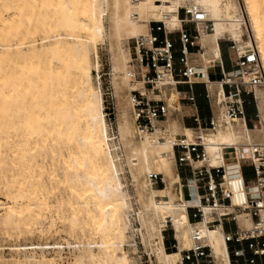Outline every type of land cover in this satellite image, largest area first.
Instances as JSON below:
<instances>
[{"label":"rangeland","instance_id":"obj_1","mask_svg":"<svg viewBox=\"0 0 264 264\" xmlns=\"http://www.w3.org/2000/svg\"><path fill=\"white\" fill-rule=\"evenodd\" d=\"M22 1V11H31V15L24 12L16 14ZM29 1L34 5L31 10L28 0H0L4 19L20 21L25 27L24 36L0 38L1 61H5L10 52L23 54L32 49L42 51L56 41L89 45L91 86L93 89L99 87L101 91L108 141L130 204L132 221L127 241L120 243L115 238V244L109 247L117 255L127 252L130 264H163L158 256L160 240L156 239V245L151 246L145 241L141 230V201L131 172L128 150L119 134L122 117L129 119L133 125L129 101L132 84L125 90L126 102L129 101L127 107H120L116 86L118 75L122 73L120 68L125 62L121 58L120 48L129 53L127 56L130 58L129 42L132 37L122 39L119 47L117 43H112L106 34L110 28L107 16L104 17L105 35L97 37L96 43L93 36L85 31L73 32L63 28H58L59 31L46 30L42 26L49 18L56 16L61 19L58 12L60 1ZM238 1L250 25V34L246 32L244 37L247 39L252 33L254 46L260 50L245 1ZM26 27H34V31ZM55 65L61 66V62L56 60ZM70 76L74 83L61 85L54 75L53 64L46 63L38 77L41 90L36 94L27 92L23 101L16 99L18 93L7 84L0 87V264H100L92 256V252L101 256L104 248V238L91 214L95 211L94 207L84 203L83 194L71 187L67 177L77 169L70 160L79 155L76 137L81 135L82 130V121H79L82 102L78 91L87 85L84 72L73 69ZM257 113L260 114L258 108ZM73 117L78 119L76 121L80 127L74 134H69L67 128L73 122ZM259 120L260 117L254 119L249 127L254 128ZM169 125V128L179 127L177 131L171 130L173 134L182 132L174 118ZM135 142H141L136 133ZM152 167L153 172L158 173L157 165L153 164ZM163 187L153 188L158 190ZM177 191L187 197L185 190ZM160 221V218H156L157 224ZM174 232L172 223H165L162 227L164 243V236L173 239ZM164 250L174 252L168 250L166 245Z\"/></svg>","mask_w":264,"mask_h":264},{"label":"bare ground","instance_id":"obj_2","mask_svg":"<svg viewBox=\"0 0 264 264\" xmlns=\"http://www.w3.org/2000/svg\"><path fill=\"white\" fill-rule=\"evenodd\" d=\"M59 1L58 12L61 19L59 20L56 16L49 18L42 27L46 30L56 29L55 31H59L58 28L73 32L85 31L93 36L95 43L97 37L105 35V16L110 22V28L106 34L112 43H117V47L121 45V40L126 37L133 38L145 34L147 22L150 19L160 20L168 16L165 19L168 24L172 26L177 24L174 14L177 8L176 0H170L169 4L163 3L161 5L155 0ZM244 1L251 28L260 48L258 50L264 68V0ZM23 4V1L18 4L16 14L20 15L24 12L31 15V11H22L21 6ZM202 4L215 24L214 32L206 34L207 37L204 35L207 40L206 51L208 54L205 57L219 56V40L224 38L233 39L240 45H254L252 33L247 39L244 37L246 32L250 34V25L238 0H202ZM5 6L8 8L7 2ZM33 7V3L28 0L29 10ZM134 15L136 16L134 17ZM26 29L34 31V27H26ZM24 35L25 27L23 24L20 21H6L0 11V38ZM88 48L89 45L86 43L73 44L66 41H56L50 48L42 51L32 49L23 54L10 52L6 55L5 61L0 59V87L7 84L19 94H16V99L23 101L26 99L27 92L36 94L41 90L38 77L41 74L42 66H45L46 63L53 64L54 75L61 85L68 82L74 83L70 76L73 69H78L87 76V85L78 91L82 102L79 113L82 130L81 135L76 137L77 154L79 155L70 160V163H73L77 169L67 177L71 187L83 194L84 203L87 206L93 205L95 211L91 214L95 218L99 233L104 238L102 255L92 252V256L97 258L100 264H130V257L127 252L117 255L114 249L109 247L115 244V238H118L120 243L127 241L130 237L129 231L132 229V221L129 213L130 204L108 141V131L105 118L102 115L101 91L99 87L93 89L91 86ZM120 53L125 62L120 68L122 73L118 75L116 86L120 107H127L129 101L126 102L125 90L132 84L128 78L127 60L129 56L127 54L129 53L122 47ZM56 60L61 62V66L55 65ZM216 90L220 94L222 93L219 84ZM217 94L218 92H213L212 97L215 101L216 113L219 115L216 105ZM257 103L261 120L257 122L258 126L255 128L247 127L242 119L235 124L222 126L216 131L202 132L211 156V164H222L224 158L239 146L248 147V156L250 144L258 143L264 148V87L257 88ZM72 120L73 122L67 128L69 134H74L76 129L80 127L76 117H73ZM178 129V126L171 128L173 131ZM185 130L189 132V136H192L194 132L192 129L186 128ZM135 133L130 120L122 117L119 122V134L122 143L128 150L131 172L141 201L139 212L141 230L145 241L151 246L156 245V239L160 240L161 251L158 256L163 264H176L179 253L176 251L169 253L164 250L162 227L170 221L175 229L180 247L189 246V233L192 225L188 218L186 205L190 190L185 186L187 197L183 192L176 190V185L180 183V175L176 166L172 141L168 140L157 144L152 137L142 136L141 142L136 144ZM242 149L244 148L242 147ZM82 153L85 155L82 156ZM134 160L137 161L134 162ZM153 164L157 165V172L163 175L165 182V186L158 190H155L147 180L148 174L154 170ZM226 167L229 173L235 174L237 172L236 163L233 160L226 163ZM90 208L89 206L88 213ZM156 218L161 219L159 224L156 223ZM242 224L248 227L251 223L249 220H243ZM206 235L211 239L215 254L227 263V251L221 230L209 231L206 232Z\"/></svg>","mask_w":264,"mask_h":264},{"label":"built area","instance_id":"obj_3","mask_svg":"<svg viewBox=\"0 0 264 264\" xmlns=\"http://www.w3.org/2000/svg\"><path fill=\"white\" fill-rule=\"evenodd\" d=\"M176 1L177 24H168V16L148 20L147 32L130 39L128 61V78L132 82L129 101L136 136H150L157 144L172 141L179 175V168L183 167L190 174L185 178L180 175L181 182L176 185V190L181 186L190 190L186 205L192 225L190 244L181 248L174 232L170 248L179 253L177 264H264V148L258 143L250 144L247 162L253 169L248 178L241 164H236L235 174L229 173L224 163L211 164L202 136L204 131H216L242 119L246 122L248 105L255 107V119L259 117L257 88L264 87V68L258 47L222 39L229 43L235 60L233 69L223 73L217 82L222 89L216 101L219 115L211 92H207L212 112L208 128L193 116L197 126L190 128L194 131L192 136L173 134L169 122L180 109L172 96L182 95L179 100L195 106L196 96L179 91L178 85L195 83L202 75L191 58L192 49L203 54V37L215 29L202 0ZM155 2L169 4L170 0ZM147 180L153 187L165 186L160 173L148 174ZM243 220H249L250 226H244ZM217 229L222 232L227 263L215 254L206 235Z\"/></svg>","mask_w":264,"mask_h":264},{"label":"crops","instance_id":"obj_4","mask_svg":"<svg viewBox=\"0 0 264 264\" xmlns=\"http://www.w3.org/2000/svg\"><path fill=\"white\" fill-rule=\"evenodd\" d=\"M205 37H207V35ZM204 38L202 40V44L205 48L204 53L197 54L196 52L197 49L194 48L192 49L193 54L191 55L193 62L199 66L202 75L198 78V81H196L195 83L192 84L182 83L178 85L179 91L193 93L196 96L195 106H192L186 100L183 99L179 100L178 98H181L182 95L180 96H177V94L174 95L175 100H177L178 108L180 109V111L176 113L174 119L177 120L178 123L180 124V130L182 131L181 133H187L185 130L186 128H194L197 126V123L194 121L193 116H197L199 118V122L202 127L208 128L209 120L211 118L212 112H211V100L207 97V92L212 91L211 94H213V92H218V90H216L218 87L217 82L222 78L223 73L233 69V61L235 60V55L231 50H229V43L224 42L222 39H220L219 56H216L214 58H208L205 57L208 54L206 51L207 40L206 38L205 39ZM178 57L179 55H177V61H176L177 66H179ZM205 58H207V60H205ZM255 113H256L255 107L253 105H248L247 119L245 122L247 127L251 125L250 124L251 122L249 121L250 118L252 119V122L254 121ZM256 126H258V124ZM242 147L244 149H242ZM247 158H248V147L239 146L236 150L232 151L229 156H226L224 158L223 163L226 165V163H229L231 160H233L234 163L241 164L244 167L243 170L245 175L250 177V173L252 172L253 168L251 167L250 163L247 162ZM179 172L182 178L188 177L190 175L189 170L184 167L179 168ZM181 190H185L186 192L187 188L185 186H181ZM164 239H165L164 245H166V247H171L173 244V239L167 237H164Z\"/></svg>","mask_w":264,"mask_h":264},{"label":"trees","instance_id":"obj_5","mask_svg":"<svg viewBox=\"0 0 264 264\" xmlns=\"http://www.w3.org/2000/svg\"><path fill=\"white\" fill-rule=\"evenodd\" d=\"M251 175H252V173H250V177H251ZM248 177V176H247ZM249 178V177H248ZM168 248V250H170L171 248L170 247H167Z\"/></svg>","mask_w":264,"mask_h":264}]
</instances>
